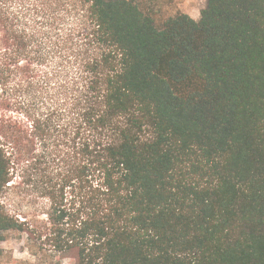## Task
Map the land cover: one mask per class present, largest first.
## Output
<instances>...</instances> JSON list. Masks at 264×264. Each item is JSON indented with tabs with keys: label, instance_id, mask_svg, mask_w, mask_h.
<instances>
[{
	"label": "trees",
	"instance_id": "1",
	"mask_svg": "<svg viewBox=\"0 0 264 264\" xmlns=\"http://www.w3.org/2000/svg\"><path fill=\"white\" fill-rule=\"evenodd\" d=\"M76 1L79 75L26 131L42 148L27 182L49 201L52 251L71 264H264V0H207L199 20L162 27L136 0ZM13 140L0 142V256L7 231L33 234L2 203Z\"/></svg>",
	"mask_w": 264,
	"mask_h": 264
},
{
	"label": "rangeland",
	"instance_id": "2",
	"mask_svg": "<svg viewBox=\"0 0 264 264\" xmlns=\"http://www.w3.org/2000/svg\"><path fill=\"white\" fill-rule=\"evenodd\" d=\"M75 2L0 0V142L12 151V140L19 139L21 151L2 203L12 216L33 228V234L18 229L5 233L0 264H71L69 259L60 261L44 239L49 231L50 204L27 182L28 158L42 148L33 144L26 131L31 117L42 114L52 100L63 98L60 85L79 75L74 56L83 43ZM136 2L162 27L188 0ZM193 2L200 7L205 0ZM32 146L36 150L30 153Z\"/></svg>",
	"mask_w": 264,
	"mask_h": 264
},
{
	"label": "crops",
	"instance_id": "3",
	"mask_svg": "<svg viewBox=\"0 0 264 264\" xmlns=\"http://www.w3.org/2000/svg\"><path fill=\"white\" fill-rule=\"evenodd\" d=\"M197 2H193V0H188V2H182L180 7H181V12L188 13L191 15L194 19L199 20L201 17V11L206 7L207 0L202 3L200 7L196 6Z\"/></svg>",
	"mask_w": 264,
	"mask_h": 264
}]
</instances>
